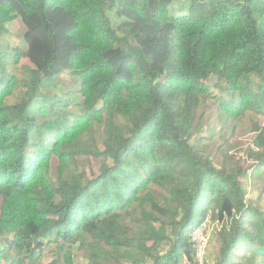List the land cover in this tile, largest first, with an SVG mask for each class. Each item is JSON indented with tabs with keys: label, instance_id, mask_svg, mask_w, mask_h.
I'll return each instance as SVG.
<instances>
[{
	"label": "trees",
	"instance_id": "16d2710c",
	"mask_svg": "<svg viewBox=\"0 0 264 264\" xmlns=\"http://www.w3.org/2000/svg\"><path fill=\"white\" fill-rule=\"evenodd\" d=\"M176 1L0 0V264H41L49 244V264L77 248L87 264H182L208 216L214 264H264V183L246 190L264 176V0ZM18 18L50 53L24 77L32 50L2 42ZM248 111L245 166L231 137Z\"/></svg>",
	"mask_w": 264,
	"mask_h": 264
},
{
	"label": "rangeland",
	"instance_id": "374dc122",
	"mask_svg": "<svg viewBox=\"0 0 264 264\" xmlns=\"http://www.w3.org/2000/svg\"><path fill=\"white\" fill-rule=\"evenodd\" d=\"M171 11L175 15L182 14L181 12L186 11V1L185 0H177L171 5ZM8 33L6 35L5 40H2V42H8V45L12 48H20L24 52L31 51L32 54L28 56H23L20 60V63L16 66L15 70L19 73L20 76L24 77L26 75L25 71L23 70L21 65H39L43 67V60L49 56V52L47 53V48L44 46L41 42H39L35 35L30 34L26 31V27L24 23L21 21L20 18L10 22L8 24ZM68 50V47L64 48V51L66 52ZM27 54V53H26ZM46 62L44 61V65ZM214 82H216V78L212 79V82L209 81L207 85L209 86L210 93L215 95H220L221 92L219 89H217L214 85ZM70 88L69 81L65 82H59L56 86H51L48 90L52 92V94L55 93H63L64 91L69 90ZM47 90V89H46ZM44 89V92H46ZM15 100L11 99L10 101L13 102ZM211 101V98H209ZM204 109H201L198 112V116L203 112ZM207 115L205 117V125L209 124H216V113L215 110L206 111ZM260 116L257 115L254 111H248L247 114L241 118L238 122V127L236 129V132L234 136L231 137V140L233 141L235 138H238L241 141V144H239L237 147L234 148L233 152L235 155H237L236 159H240L241 165H248L251 161L247 153L245 151L246 143L251 139L253 134V126L254 123H256L259 120ZM217 131H219L220 126H217ZM219 136V133L216 134ZM217 139L214 138L213 141ZM217 143H220V138L216 140L212 145L209 146V150H212L214 153L218 152V146ZM232 153V152H231ZM85 168H89V166H86ZM264 183V176L260 178V173L255 174L253 177L247 181L246 190L248 196H256L259 194V191L261 190V187ZM154 191L162 193L161 189L158 187H154ZM260 200L262 202L264 201V192L261 195ZM264 206V202H263ZM138 211V216H139ZM215 223H212L211 221L208 223L209 227L207 228V233L209 235V241L207 244V247L205 250L207 251V259L209 264H214L215 258L219 252V245H218V235L215 233L216 225ZM205 229V228H204ZM77 248V247H76ZM75 260L73 264H87V259L84 257L83 251L75 249ZM206 251H205V262H206ZM57 255V246L56 244H49L45 248L43 260L41 264H49L54 257Z\"/></svg>",
	"mask_w": 264,
	"mask_h": 264
},
{
	"label": "built area",
	"instance_id": "2783aa9c",
	"mask_svg": "<svg viewBox=\"0 0 264 264\" xmlns=\"http://www.w3.org/2000/svg\"><path fill=\"white\" fill-rule=\"evenodd\" d=\"M210 222V216L203 223V225L197 228L192 233V240L195 242V259L192 260L186 254L183 257L182 264H206L205 262V248L209 241V235L207 233L208 223ZM214 225L218 226L217 223ZM205 228V229H204Z\"/></svg>",
	"mask_w": 264,
	"mask_h": 264
}]
</instances>
